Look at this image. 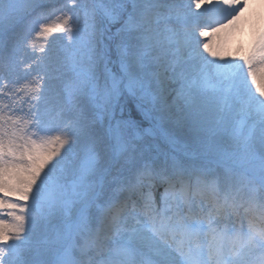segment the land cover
Here are the masks:
<instances>
[{
	"label": "snow or ice",
	"instance_id": "obj_1",
	"mask_svg": "<svg viewBox=\"0 0 264 264\" xmlns=\"http://www.w3.org/2000/svg\"><path fill=\"white\" fill-rule=\"evenodd\" d=\"M242 11L0 0V264H264V33L217 62L193 20Z\"/></svg>",
	"mask_w": 264,
	"mask_h": 264
},
{
	"label": "bare ground",
	"instance_id": "obj_2",
	"mask_svg": "<svg viewBox=\"0 0 264 264\" xmlns=\"http://www.w3.org/2000/svg\"><path fill=\"white\" fill-rule=\"evenodd\" d=\"M187 4L188 0H184ZM239 5H243V11L239 18L229 24L224 19V13L216 12L210 16L200 17L199 20L193 18L194 23L200 24L202 27L200 30L206 31L208 35L204 37L199 36L197 31V38L204 43H207L212 51L217 53L215 58L217 62H227L240 56H245L251 53L255 47L256 42L259 40L261 33H264V0H239ZM207 5H202L200 9L195 7V2L191 5V11L194 13L198 11L204 12ZM231 11V9H229ZM201 12V13H202ZM223 21V27L220 26L218 21ZM59 22L52 23L54 26ZM28 39L32 45L36 48L34 40V34L32 30L28 35ZM36 43L48 44L51 39H45L43 33L37 35ZM31 51V49H29ZM203 52V48L201 47ZM209 59H213L207 52H203ZM223 58V61H221ZM248 85L251 90L255 93L256 87L264 88V78L258 74L257 84L252 85L251 81H248ZM23 95V93H21Z\"/></svg>",
	"mask_w": 264,
	"mask_h": 264
},
{
	"label": "rangeland",
	"instance_id": "obj_3",
	"mask_svg": "<svg viewBox=\"0 0 264 264\" xmlns=\"http://www.w3.org/2000/svg\"><path fill=\"white\" fill-rule=\"evenodd\" d=\"M44 3L46 4H61L64 2V0H43ZM198 12H202V11H198ZM195 13V12H194ZM56 21L52 20L50 21V23H54ZM37 33H39V27L38 26H34L33 29H32V34H34V40L33 42H35V45H36V49H39L40 47L42 46H45V44H42V43H36V39H37ZM43 37L45 39H51V45L53 47H60L64 42H66L64 39H63V35L60 34V33H55V34H43ZM50 43V42H49ZM23 76V73H20L19 77L18 78H22ZM138 119H142L140 117H138ZM151 122L147 121V120H143V122L141 123L140 127L138 129H134V130H131L129 135H134L136 131H139L141 132V134H143L144 130L146 129H149L151 128ZM162 142V141H161Z\"/></svg>",
	"mask_w": 264,
	"mask_h": 264
}]
</instances>
